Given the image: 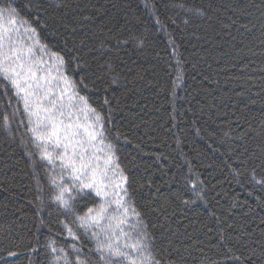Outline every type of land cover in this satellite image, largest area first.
<instances>
[{
  "label": "trees",
  "instance_id": "trees-1",
  "mask_svg": "<svg viewBox=\"0 0 264 264\" xmlns=\"http://www.w3.org/2000/svg\"><path fill=\"white\" fill-rule=\"evenodd\" d=\"M8 7L47 46L37 58L63 57L71 91L95 113L81 123L100 117L97 155L103 164L111 146L155 264H264V0H0ZM6 83L0 264H76L73 245L104 264L76 219L100 197L72 189L71 212L55 200L59 160L42 159L35 123Z\"/></svg>",
  "mask_w": 264,
  "mask_h": 264
},
{
  "label": "snow or ice",
  "instance_id": "snow-or-ice-1",
  "mask_svg": "<svg viewBox=\"0 0 264 264\" xmlns=\"http://www.w3.org/2000/svg\"><path fill=\"white\" fill-rule=\"evenodd\" d=\"M17 17L15 8H0V82H7L6 91L8 86L14 90L18 100L23 102L29 123H35V128L30 131L34 140L43 146L42 159L49 164L59 160L61 182L52 180L59 189L55 200L71 212L72 189H91L102 202L76 219L85 233L91 232L100 260L104 264H155L147 251L145 236L131 223V218L138 213L134 208L130 212L124 199L126 178L113 167L111 146H108L103 164L97 155L101 149L97 148L96 142L103 144L100 117L96 115L94 123H81L80 114L84 113L86 117L88 111L94 113V110L87 107L83 96L77 97L71 91V81L61 73L63 57L52 53L49 60L43 56L37 58L35 49L44 53L47 46L41 45L35 29L27 26L26 20ZM18 23L24 26L23 33L17 27ZM25 39L28 43H24ZM53 67L57 74L53 73ZM54 81L59 83L54 84ZM77 98L83 107L75 103ZM48 145L61 151L54 156ZM65 177L71 184L62 182ZM65 227L73 240L78 239L71 227ZM53 244L50 242L49 248L56 254L58 250ZM72 247L77 253L76 264H87L86 260L80 259L79 249L75 245ZM59 252L63 253V249ZM60 259L64 264H71L66 256H57V260Z\"/></svg>",
  "mask_w": 264,
  "mask_h": 264
}]
</instances>
